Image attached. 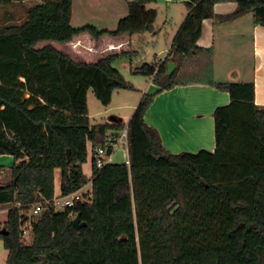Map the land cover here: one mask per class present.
Masks as SVG:
<instances>
[{
	"label": "trees",
	"instance_id": "obj_1",
	"mask_svg": "<svg viewBox=\"0 0 264 264\" xmlns=\"http://www.w3.org/2000/svg\"><path fill=\"white\" fill-rule=\"evenodd\" d=\"M24 0H0L10 5ZM74 0H42L19 24H0V155L14 158L11 180L0 182V205L13 202L0 227L6 264H264V106L256 104L254 81L214 79L213 47L198 45L206 19L229 22L247 13L264 26V0H187L188 13L163 59L131 67L158 87L147 92L126 121L112 114L92 124L88 91L109 105L119 89H135L113 66L131 49L95 62L76 60L53 44L82 33L96 41L156 33L152 0H131L117 27L72 25ZM234 1L218 15L215 5ZM169 62L175 69L167 74ZM207 84L229 93L214 110L213 151L172 153L145 114L160 92ZM128 126L130 163L99 168L92 161V199L66 211L45 205L33 222V240L23 243L21 222L32 204L88 182L87 143L104 145ZM69 151V155H68ZM80 214L77 229L69 216Z\"/></svg>",
	"mask_w": 264,
	"mask_h": 264
},
{
	"label": "rangeland",
	"instance_id": "obj_2",
	"mask_svg": "<svg viewBox=\"0 0 264 264\" xmlns=\"http://www.w3.org/2000/svg\"><path fill=\"white\" fill-rule=\"evenodd\" d=\"M129 1L130 0H75L74 10L76 16L82 18V22L94 24L99 29H101V27H106V29L114 30L120 18L128 14ZM186 1L187 0H152L148 3V8H155L158 12L155 23L156 33H140L133 36L131 42L128 44L121 43L117 45V49H123L125 46V51H127L129 48L131 49L129 45L132 43L133 50L137 52H135L134 55H120L113 62V66L123 74L125 79L130 82L135 89L115 90L109 105H103L97 99L93 89H89L87 97L89 116L92 124L106 123L108 117L112 114H119L128 122L143 95L147 93L151 85L156 86L152 83L151 77L133 74L131 72V67L135 68L144 63L154 62L157 58L160 59L166 56L172 44L173 37L181 25V21H183V16L187 12ZM41 2L42 0H24L10 5H0V24H19L24 22L27 18L28 9ZM224 3L227 5L232 4L231 1ZM251 16L252 13L250 12L249 17ZM233 22L234 24H231ZM78 23L79 21L74 19L73 24L75 25ZM238 23L236 19H233L231 22H221L217 24L213 48L214 79L217 82L228 81L229 73L235 68L239 69L241 72V78L239 79L241 81H250L254 76L255 59L253 55L252 34H250V31L246 30L247 27L245 25L242 26L241 23ZM219 25L221 26L220 28ZM77 42L79 46L75 47ZM84 43L81 39H73L67 43L44 41L40 42L37 47L53 44L76 60H84L86 59L85 57H87V59L91 61L97 60L98 58L100 59L113 51H106L108 47H106V44L100 43L97 45L96 42H93L91 45H88L85 43V45L88 46L84 47L82 46ZM79 48L83 51H77ZM120 52L122 51H116L115 53ZM154 91L155 88L153 87L150 92ZM113 162L126 163L122 148L115 151ZM91 166L92 158L89 154L88 161L84 164L86 177L90 175L89 168L91 169ZM56 175L57 177L59 176V171ZM7 181L0 180V182L3 183ZM59 181V178H55L56 192L60 190ZM89 187L88 178L86 188ZM1 207L2 206H0V208ZM9 207L11 206L6 205V208ZM5 217V213L0 214V227H2L5 222V220L1 219ZM22 240L23 243L30 244L33 240V230H30L27 237L22 238ZM0 244L4 247V243L1 239Z\"/></svg>",
	"mask_w": 264,
	"mask_h": 264
},
{
	"label": "crops",
	"instance_id": "obj_3",
	"mask_svg": "<svg viewBox=\"0 0 264 264\" xmlns=\"http://www.w3.org/2000/svg\"><path fill=\"white\" fill-rule=\"evenodd\" d=\"M231 3V5H227L224 2L217 3L215 5L216 14L223 15L234 11L237 4L234 1H231ZM74 7L75 0L73 1L72 24L74 19L79 21L78 24H73L75 27L91 24L89 22H82V18L76 16ZM186 11L187 12L183 16V21L188 13V10ZM236 20L239 22L238 24L241 23L242 26L245 25L247 27L246 30L250 31V34H252L255 71L254 76L250 81H254L255 83L256 104L259 106H264V26L256 24L254 21V15L252 14V16L249 17V13L236 18ZM218 23L221 22L217 17L204 20L203 33L198 41V45L203 47L211 46L214 48L215 31ZM231 24H234V22ZM220 27L221 26L219 25V28ZM101 29H106V27H101ZM136 35L137 34H127L120 37L105 35L99 41H94L95 39L91 35L88 33H82L78 36H75L74 39H81L83 43L85 42L88 45H91L93 42H96L97 45L100 43L106 44V47L108 46L106 51L109 52L113 50L112 53H115L116 51L120 50L125 51V46L123 49H117V45H120L121 43L128 44L131 42L133 36ZM85 43L84 45L82 44V46H88L85 45ZM77 51L81 52L83 50H80L79 48ZM85 58L86 59L84 60L88 62H95L99 59L98 58L97 60L91 61L88 60L87 57ZM153 87L155 88V91L158 89L157 86L151 85L147 92H150ZM230 101L231 98L229 93L218 90L215 87L207 84L180 85L170 90H165L158 93L145 114V120L149 125L155 127L159 131L164 146L172 153H180L184 151L198 152L201 149L213 151L216 147L215 124L213 116L214 110L217 106L228 104ZM91 145V142L87 143L89 154V148ZM13 164V156L7 154L0 155V180H11L12 177L10 167L13 166ZM89 170L90 175L87 178H89V182H92L90 179L92 178L93 173L92 166L91 169L89 168ZM55 178H59V176L57 177L56 175ZM55 193L60 194L61 187L59 192H56L55 188ZM6 205H0L2 206L0 208V214L5 213L6 215V217L1 220L5 221L7 220L9 210V208H6ZM7 257L8 250H6L0 244V264H6Z\"/></svg>",
	"mask_w": 264,
	"mask_h": 264
},
{
	"label": "built area",
	"instance_id": "obj_4",
	"mask_svg": "<svg viewBox=\"0 0 264 264\" xmlns=\"http://www.w3.org/2000/svg\"><path fill=\"white\" fill-rule=\"evenodd\" d=\"M77 46H79L78 42L75 47ZM119 148H122L123 157L125 158L126 163L129 164L128 126H126L119 136L110 135L104 145L96 147L91 145L89 152L92 161H94L99 168H102L113 162L115 151ZM89 184L92 185V182H89ZM86 186L87 183L79 190L70 194H55L52 199L41 200L32 204L29 211L26 213V218H23L21 222L20 228L22 231V238H26L29 231L33 230V222L36 220L37 216L43 212L45 205L53 207L56 211H66L75 207V205L80 202H90L92 199V186L89 188H86ZM7 205L11 206L9 209L15 207L13 202L8 203ZM76 215L77 214L74 211H71L69 214L72 219H74Z\"/></svg>",
	"mask_w": 264,
	"mask_h": 264
},
{
	"label": "water",
	"instance_id": "obj_5",
	"mask_svg": "<svg viewBox=\"0 0 264 264\" xmlns=\"http://www.w3.org/2000/svg\"><path fill=\"white\" fill-rule=\"evenodd\" d=\"M175 69V64L174 62H169L168 64V71L167 74L171 75L174 72ZM241 78V72L239 69L235 68L233 70H231V72L229 73V80L230 81H238ZM69 151H68V155H69ZM73 224L77 229H80L82 226L81 223V217L80 214H77L76 217L73 219Z\"/></svg>",
	"mask_w": 264,
	"mask_h": 264
}]
</instances>
